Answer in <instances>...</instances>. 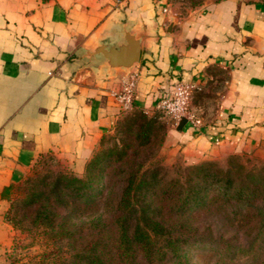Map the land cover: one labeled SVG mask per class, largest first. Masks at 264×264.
Masks as SVG:
<instances>
[{
	"label": "crops",
	"instance_id": "obj_1",
	"mask_svg": "<svg viewBox=\"0 0 264 264\" xmlns=\"http://www.w3.org/2000/svg\"><path fill=\"white\" fill-rule=\"evenodd\" d=\"M139 38L129 69L109 67L95 45ZM136 74L130 109L155 114L176 82L196 85L202 120L165 121L164 160L229 155L264 161V1L215 0L182 13L154 0H0V255L5 211L41 163L81 176L102 137L125 113L115 93Z\"/></svg>",
	"mask_w": 264,
	"mask_h": 264
},
{
	"label": "trees",
	"instance_id": "obj_2",
	"mask_svg": "<svg viewBox=\"0 0 264 264\" xmlns=\"http://www.w3.org/2000/svg\"><path fill=\"white\" fill-rule=\"evenodd\" d=\"M157 113L125 111L82 176L35 172L18 185L4 219L30 238L21 248L43 246L26 264H193L190 252L207 246L224 264H264V163L163 166ZM203 214L227 215L245 243L200 234Z\"/></svg>",
	"mask_w": 264,
	"mask_h": 264
},
{
	"label": "rangeland",
	"instance_id": "obj_3",
	"mask_svg": "<svg viewBox=\"0 0 264 264\" xmlns=\"http://www.w3.org/2000/svg\"><path fill=\"white\" fill-rule=\"evenodd\" d=\"M208 1H215V0H154V2L163 3L164 5H167L168 7L176 9L182 13H186L188 10L198 7L202 5L204 2H208ZM157 116L159 117L158 121H160L159 125L162 126L160 131L157 132L158 137L159 136L163 137V134L165 132V122H164L165 117L163 113L161 112H158ZM111 134L112 132L109 133L108 136ZM108 136L105 138V142H106L105 145H109L111 142L110 139H108L109 138ZM160 149H161V145L158 148V155H159V159L161 160V163L163 166L171 167L172 165H188V164L183 163V161L181 160H176L172 163L166 162L164 160L163 155L161 154ZM237 156L240 158L241 161L246 163L248 166L260 165L264 163V161L257 160L252 157L239 156V155ZM228 157L229 156H227L226 158L218 162L220 164H223L227 160ZM57 171H60V170L56 169L52 162L47 161V162H44L38 165L30 173V175H33L35 172L44 173V172H57ZM18 194H19V188H16L12 196V199L15 198ZM226 216L227 215H205V214L198 215L196 217L195 224L198 225V230L200 234L201 233L203 235L210 234L211 236L216 237L220 234H223V235L231 234L232 235L235 233L238 236V241L241 243H245L246 237L243 235L242 230H238L237 228H234L231 226L230 227L226 226ZM12 228H13L12 229L13 234H12L11 243L9 247L7 248V250L0 255V264H11L10 262L12 259L15 261V264H26L30 256H33L42 251L43 246L40 241H36L35 244L29 247L21 248V246L19 245L29 243L30 238L26 234L22 233L20 230L15 229L13 226ZM14 244H17L19 246V249L15 255L10 256L9 253L11 252V248ZM190 255H191V259H192L191 261L193 264H224L223 262L222 263L218 262L216 255L209 249L208 246L196 248L190 252ZM262 256L263 255H261V257ZM261 260H264V256L261 258ZM234 263L239 264L240 262L236 261Z\"/></svg>",
	"mask_w": 264,
	"mask_h": 264
},
{
	"label": "built area",
	"instance_id": "obj_4",
	"mask_svg": "<svg viewBox=\"0 0 264 264\" xmlns=\"http://www.w3.org/2000/svg\"><path fill=\"white\" fill-rule=\"evenodd\" d=\"M136 87V74L126 75L122 81L121 89L115 93V97L123 111L132 107ZM196 85L194 83L178 81L171 97H164L157 101L155 112L163 113L164 117L173 123L182 119L194 126L202 125L201 118L191 106L192 95Z\"/></svg>",
	"mask_w": 264,
	"mask_h": 264
},
{
	"label": "water",
	"instance_id": "obj_5",
	"mask_svg": "<svg viewBox=\"0 0 264 264\" xmlns=\"http://www.w3.org/2000/svg\"><path fill=\"white\" fill-rule=\"evenodd\" d=\"M93 53L102 55L109 67L129 69L134 63L139 61V38L128 29H125L122 42L109 47L99 44L95 45L91 50H86V54L89 56Z\"/></svg>",
	"mask_w": 264,
	"mask_h": 264
}]
</instances>
